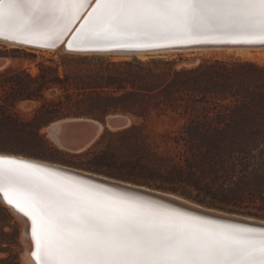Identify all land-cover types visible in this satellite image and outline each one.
Listing matches in <instances>:
<instances>
[{
    "label": "trees",
    "instance_id": "1",
    "mask_svg": "<svg viewBox=\"0 0 264 264\" xmlns=\"http://www.w3.org/2000/svg\"><path fill=\"white\" fill-rule=\"evenodd\" d=\"M73 59L74 69L62 61L39 62L35 74L11 67L0 72L9 89L0 97L1 152L70 163L264 219V62L213 58L177 66L162 56L99 53ZM54 88L58 96L46 98ZM35 100L41 103L27 118L7 108ZM167 110L183 118L176 131L157 140L143 123L106 129L93 147L72 155L84 157L79 162L62 159L66 151L41 131L62 117L103 120L119 113L146 119ZM11 218L0 204V264H21Z\"/></svg>",
    "mask_w": 264,
    "mask_h": 264
},
{
    "label": "snow or ice",
    "instance_id": "2",
    "mask_svg": "<svg viewBox=\"0 0 264 264\" xmlns=\"http://www.w3.org/2000/svg\"><path fill=\"white\" fill-rule=\"evenodd\" d=\"M0 0V38L68 50L256 38L264 0ZM80 21L79 27H75ZM0 193L32 221L36 264H264V227L225 225L0 155Z\"/></svg>",
    "mask_w": 264,
    "mask_h": 264
},
{
    "label": "water",
    "instance_id": "3",
    "mask_svg": "<svg viewBox=\"0 0 264 264\" xmlns=\"http://www.w3.org/2000/svg\"><path fill=\"white\" fill-rule=\"evenodd\" d=\"M86 9L87 7H85L84 10L82 9L81 12L83 13ZM79 23L78 25H75V27H78ZM69 38L70 37L65 38V44H67V39ZM251 41L235 40V42H233V40L230 39H223V40L202 39L200 41L173 40V41H161L156 44H141L138 46H130V47L108 46L99 49L83 48L81 50H71V51H84L86 53L117 52V53H131V54H136L139 51H143L145 53H155V52L168 51V50L191 49L195 46H201V45H225V44H237V43H248V42L251 43ZM60 44L62 43L58 42L55 46L45 47V48L52 49ZM27 45H32V44H27ZM66 50H68V48H66ZM2 62L3 61L0 59V64H2ZM129 124H130V117H128L126 114H119V113L108 114L103 120L92 117L70 116V117H62L50 122L46 127V131L48 136L51 138V140L60 149H63L68 152H81L86 149V146L93 144L97 140V138L103 133L104 130L120 129L128 126ZM0 153H5V152L0 151ZM11 154L13 156L10 155L7 156L12 157L16 160L25 161L29 164L37 165L40 168L50 170L53 173L63 174L64 176L70 178H76L79 181L90 182L93 185H102L104 189L111 190L115 193H125L129 196L138 197L143 200L156 201L160 204L166 205L169 208L180 209L181 211L190 213L193 216L206 217L210 220L219 221L220 223L225 225H238L248 228L264 227V219L253 217L246 214L229 212V211H224L221 209L209 207L197 203L195 201L189 200L173 192L159 190L156 188H151L140 184H135L132 182L112 178L106 175H101L95 172L86 171L67 165L58 167L54 165L55 162H51L31 156H26L16 153H11ZM44 162L49 163V165L44 164ZM0 200L6 201L2 193H0ZM14 211L25 217L29 221V226L31 225V220L28 217L24 216L23 213L18 212L15 207H14ZM31 245L32 246L30 253L32 255V252H34L33 242Z\"/></svg>",
    "mask_w": 264,
    "mask_h": 264
},
{
    "label": "rangeland",
    "instance_id": "4",
    "mask_svg": "<svg viewBox=\"0 0 264 264\" xmlns=\"http://www.w3.org/2000/svg\"><path fill=\"white\" fill-rule=\"evenodd\" d=\"M256 47L257 46L251 47V48L249 47V49L246 47L245 48L244 47H241V48L213 47L212 49V46H211V47H201V48H191V49L168 50V51H161V52H156V53H143V54H146L144 57H141L138 54H131V53H99V54L107 55L113 59H123V58L129 59L133 56H137L138 58H141V59H147L152 56H162V57H166L169 59L171 58L175 59L177 61V66L192 65V64H196L200 62L202 59H213V58L228 59V60H253L257 62H264V47H259V46L258 48ZM85 54L86 53H83V52H69V51L64 50L63 48L59 50H56L55 48L50 49V50L49 49L42 50V48L30 47V46L26 48L22 46L9 45L6 42L0 40V59L3 61L2 65L0 66L1 67L0 72H3L6 68L11 67V68H21V69L25 68L30 73L35 74L38 71L37 64L39 62L54 64V63H61L62 61L67 63V66L69 67V69H74L73 65L75 63V60L73 59V57H76V58L83 57L85 56ZM89 55H91V53H89ZM62 73H63V65L60 64L59 74L62 75ZM8 90L9 89L6 85H2L0 83V97L4 96ZM59 93L60 91L54 88V89H49L45 91L44 95L46 98L51 99V98H56ZM40 103H41L40 100L21 101V102L16 103L13 106H8L7 108L13 112H16L21 117L27 118L33 114L35 108H37ZM1 104H3V102H2V99L0 98V106ZM127 116L130 117V124L133 122L145 124L148 131L157 140H159V137L162 133L169 132V131H176L181 125V123L183 122V118L179 116L178 113L172 110H167L164 112L153 111L146 119L137 118L131 115H127ZM47 125L42 127L41 131L46 134L47 138L53 143L55 147L60 149L48 136L47 131H46ZM93 144H90L89 147H93L94 146ZM60 150L65 152V150L63 149H60ZM66 153H67L66 155L60 156L65 161H70V162L84 161V157L82 156H72L75 152L66 151ZM39 159H42V158H39ZM43 160L60 163L63 165L86 170V169L76 167L70 163H66L62 161L49 160V159H43ZM86 171H91V170H86ZM91 172H95L101 175H106V176L116 178V179H121L115 176L108 175L107 173L96 172V171H91ZM121 180H124V179H121ZM124 181L132 182L129 180H124ZM132 183H135V182H132ZM135 184H138V183H135ZM140 185L148 186L146 184H140ZM148 187L156 188L153 186H148ZM159 190H162V189H159ZM164 191H167V190H164ZM180 196L185 197L183 195H180ZM0 204L7 210V212H9L10 216L12 217L10 220V224L16 227L17 232H18L17 233V244L13 248L18 253L20 263L25 264L22 260V256H23L22 253L25 249V244H24L23 237H22V231H23L22 222L18 218V216H16V214L7 205H5L1 200H0ZM4 229L10 231L12 230V227L7 225L4 227Z\"/></svg>",
    "mask_w": 264,
    "mask_h": 264
},
{
    "label": "bare ground",
    "instance_id": "5",
    "mask_svg": "<svg viewBox=\"0 0 264 264\" xmlns=\"http://www.w3.org/2000/svg\"><path fill=\"white\" fill-rule=\"evenodd\" d=\"M89 2V3H88ZM95 3V0H85V7H87V9L83 12V14L84 15H86L87 14V12L88 11H90L91 10V8L90 7H88V5L89 4H94ZM82 10V9H81ZM83 10H84V8H83ZM80 21H78L77 22V24H75V25H78V23H79ZM79 27V26H78ZM206 39H214V40H216V39H219V40H223V39H230V40H232L231 38H224V37H209V38H206ZM0 40L1 41H4V42H6L7 44H9V45H14V46H22V47H28V46H30V47H37V46H32V45H27V44H20V43H16V42H13V41H7V40H4L3 38H0ZM236 40H247V41H251V40H253V41H251V43H237V44H225V45H201V46H195V47H193V48H201V47H211L212 46V49H213V47H218V48H220V47H236V48H241V47H246V48H248L249 49V47L251 48V47H255V46H257L256 48H258V46L259 47H264V43H261V42H257V41H260L259 39H256V38H243V37H241V38H236ZM166 41H173V40H166ZM38 48H42V50H44V49H51V48H45V47H38ZM61 48H63L64 50H66V48H68L67 47V44H65V42L64 43H62V44H60V45H58V46H56L55 47V49L56 50H59V49H61ZM52 49H54V48H52ZM243 49V48H242ZM66 51H69V52H83V53H86V52H84V51H71V50H66ZM114 53H117V52H114ZM143 53H145V52H143V51H139V52H137L136 54H138L139 56H141V57H144L146 54H143ZM156 53V52H155ZM2 64H0V66H1ZM1 68V67H0ZM48 129V128H47ZM89 147V145L88 146H86V149ZM1 155H10V156H13L11 153H0ZM25 158V157H24ZM27 158V157H26ZM28 159H30V158H28ZM31 160H33V159H31ZM36 162H39V161H36ZM42 163V162H41ZM44 164H46V165H49V163H45L44 162ZM60 163H55L54 165L55 166H64L63 164H61V165H59ZM3 195V194H2ZM2 201V200H1ZM5 205H7L15 214H16V216H18V218L21 220V222H22V225H23V231H22V237H23V241H24V244H25V249H24V251H23V253H22V260H23V262L25 263V264H36V261H35V258H33V256L31 255V253H30V250H31V244H32V242H33V244H34V248H33V251H35L36 250V246H35V241L33 240V235H32V221H31V225L29 226V221L25 218V217H23L22 215H20V214H18V213H16L15 211H14V207L12 206V205H10V204H8V203H6L7 201H2ZM31 237V238H30Z\"/></svg>",
    "mask_w": 264,
    "mask_h": 264
}]
</instances>
